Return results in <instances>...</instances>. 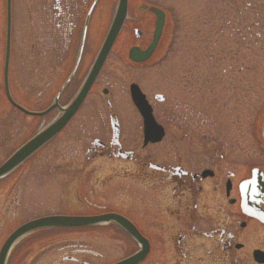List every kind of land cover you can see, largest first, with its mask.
I'll return each mask as SVG.
<instances>
[{
  "label": "flooded vegetation",
  "instance_id": "1",
  "mask_svg": "<svg viewBox=\"0 0 264 264\" xmlns=\"http://www.w3.org/2000/svg\"><path fill=\"white\" fill-rule=\"evenodd\" d=\"M117 6L118 0H0V169L24 152L0 175V227L22 201L37 209L38 193L54 187L56 173L64 196L63 211L16 221L2 235L0 229V251L20 227L42 218L116 215L147 242L138 264H264V73H177L161 85L175 97L154 93L151 100L141 73L163 44L164 0H127L121 29L97 69ZM153 9L164 14L156 48L147 61H130V48L144 51L152 41ZM120 48L126 61L114 59ZM131 88L151 109L160 131L155 142L144 138ZM82 92L57 135L25 154ZM58 138L61 170L53 169ZM101 227L113 231L123 257L102 263L92 250H53L67 231ZM139 248L113 221L41 228L22 234L4 264H114Z\"/></svg>",
  "mask_w": 264,
  "mask_h": 264
},
{
  "label": "rangeland",
  "instance_id": "2",
  "mask_svg": "<svg viewBox=\"0 0 264 264\" xmlns=\"http://www.w3.org/2000/svg\"><path fill=\"white\" fill-rule=\"evenodd\" d=\"M167 27L163 44L152 62L142 70L150 96L162 93L175 97L172 91L162 90V84H172L177 73L262 74L264 73V0H164ZM122 48L114 55L116 61H126ZM243 67V71L238 69ZM121 104L126 100L119 96ZM152 100V96H151ZM61 138L54 141L53 169L61 170ZM60 173L54 175L53 188L38 193L37 209L17 205L16 215L6 216L1 235L16 221H25L44 213L61 212L64 199ZM24 205V207H23ZM3 206H0V217ZM12 223V224H11ZM11 224V225H10ZM87 236L84 238L81 234ZM65 238L55 239L53 250H92L96 260L108 263L123 257L125 248H115L113 231L106 227L86 231H67ZM75 234V235H74ZM1 238V237H0ZM113 250L114 251L113 253ZM100 262V263H101Z\"/></svg>",
  "mask_w": 264,
  "mask_h": 264
},
{
  "label": "water",
  "instance_id": "3",
  "mask_svg": "<svg viewBox=\"0 0 264 264\" xmlns=\"http://www.w3.org/2000/svg\"><path fill=\"white\" fill-rule=\"evenodd\" d=\"M153 11L157 15V20H156V26H155L152 41L149 47L144 51H141L137 48L129 49L128 58L129 60L133 62L141 63V62L147 61L152 56L156 48V45L159 40L161 30L164 24V15L162 12L156 9H153ZM126 12H127V0H118V6H117L114 19H113V23L111 25V28L104 40V43L96 59V61H98L97 69L99 65L102 63V61L105 60L111 48L112 43L116 39L121 29V26L123 24V21L125 19ZM7 56L8 55H6V57ZM84 95H85V92H82V94L76 98V100L73 102L70 108L62 112L60 118L54 123L52 127H50L47 131H45L44 134H42L41 136H38L33 141H31L26 146V148L23 150L25 151V154H29L30 152H33L34 150L39 148L43 143H45L46 141L56 136L57 133L63 128L65 123L72 117V115L78 108L80 102L82 101ZM130 95H131L132 103L134 104L140 116L142 117L145 140L146 141L151 140L152 142L157 141L160 138V131L158 130L159 127L156 125L152 117L151 109L149 105L147 104L144 97L142 96V94L137 88L135 89L131 88ZM22 154L24 155V152L18 153L12 159H10V161L3 168L0 169V175L4 174V170L11 169L15 164H17V162H19V160L23 158V156H21ZM6 166L7 168H5ZM109 221H113L114 223H116L118 226L124 229L129 235H131L141 245V249L139 252H137L133 256L125 260H122L116 264H138L148 252L147 242H145L142 239V237L139 235L136 229L132 226V224H130L124 218L116 216V215H106V216L96 217V218L48 217V218H43V219L30 222L20 227L4 243L0 251V264H4L8 249L15 242V240L18 239L22 234H25V233H28V232H31L37 229H41V228L86 227V226H94L97 224H102V223L109 222Z\"/></svg>",
  "mask_w": 264,
  "mask_h": 264
}]
</instances>
